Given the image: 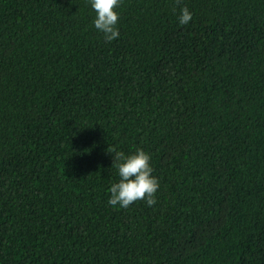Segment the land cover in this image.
Here are the masks:
<instances>
[{"label":"trees","instance_id":"1","mask_svg":"<svg viewBox=\"0 0 264 264\" xmlns=\"http://www.w3.org/2000/svg\"><path fill=\"white\" fill-rule=\"evenodd\" d=\"M119 12L108 41L89 0H0V264H264V0ZM109 146L153 207L108 204Z\"/></svg>","mask_w":264,"mask_h":264},{"label":"clouds","instance_id":"2","mask_svg":"<svg viewBox=\"0 0 264 264\" xmlns=\"http://www.w3.org/2000/svg\"><path fill=\"white\" fill-rule=\"evenodd\" d=\"M89 4L94 12L92 23L96 30L108 41L118 38L121 0H89ZM191 19L188 9L182 8L178 22L187 25ZM108 151L113 155L118 176L108 188V204L127 208L134 202L142 201L147 207H153L159 182L153 175L151 154L143 148H136L126 154L109 146Z\"/></svg>","mask_w":264,"mask_h":264}]
</instances>
